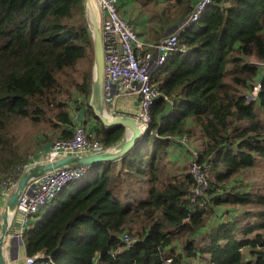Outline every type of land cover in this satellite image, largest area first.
Instances as JSON below:
<instances>
[{
    "label": "trees",
    "instance_id": "trees-1",
    "mask_svg": "<svg viewBox=\"0 0 264 264\" xmlns=\"http://www.w3.org/2000/svg\"><path fill=\"white\" fill-rule=\"evenodd\" d=\"M178 4L183 20L192 9ZM85 6L0 0V181L29 165L13 135L18 122L52 130L47 141L70 138L72 112H82L97 121L91 131L106 148L125 137L124 127H105L89 105L95 56ZM179 46L154 75L161 95L141 140L65 187L24 232L27 257L43 256L36 264H264V187L235 193V185L217 197L233 176L264 161V80L256 101H246L264 63V0L216 1L183 30ZM197 131L206 141L199 162L211 166L200 205L190 201L194 181L185 166L173 174L167 158L180 137L191 142ZM209 197L240 211L200 238L215 213ZM125 233L138 239L129 250ZM175 242L177 252L168 249Z\"/></svg>",
    "mask_w": 264,
    "mask_h": 264
},
{
    "label": "built area",
    "instance_id": "built-area-1",
    "mask_svg": "<svg viewBox=\"0 0 264 264\" xmlns=\"http://www.w3.org/2000/svg\"><path fill=\"white\" fill-rule=\"evenodd\" d=\"M101 15V29L104 47V105L110 117L121 116L118 101L132 97L138 103V110L132 115L141 131L145 133L152 121V108L160 97L153 78L175 52L182 51L179 37L190 25L199 22L207 8L218 0H201L192 8L183 29L171 33L157 43L143 41L133 29L132 24L120 14V0H96ZM260 79L254 90L246 94L248 104L256 101L264 80V63L259 65ZM120 98V99H119ZM119 99V100H118ZM94 132L84 126H76L70 138H56L52 141L43 161H54L68 155H86L105 152L106 147L96 139ZM179 142L190 146L186 136ZM192 159L185 164L186 173L192 176L194 186L191 203L200 205L206 199L210 189V164H201V151L190 146ZM190 157V158H191ZM29 166V165H28ZM18 166L0 181V201L9 200L21 175L28 168ZM90 167H63L42 177L33 179L27 185L10 216L9 232L23 238L28 225L54 206L56 199L65 187L84 179L90 173ZM127 250L138 242L131 233L122 237ZM43 256L27 258L25 264H36ZM171 264V260L167 261ZM44 264V263H43Z\"/></svg>",
    "mask_w": 264,
    "mask_h": 264
},
{
    "label": "crops",
    "instance_id": "crops-1",
    "mask_svg": "<svg viewBox=\"0 0 264 264\" xmlns=\"http://www.w3.org/2000/svg\"><path fill=\"white\" fill-rule=\"evenodd\" d=\"M182 1L188 2L192 9L201 0ZM178 5V0H120V12L122 16L133 24V28L140 33L141 37H139L143 41L156 43L169 34L177 32L179 29L183 28L188 16L183 20H179V17L176 15V8ZM118 110L121 116L132 117V115L138 110V103L136 99L132 97L122 98L118 101ZM72 116L74 117V120L77 121L78 126H84L89 131L98 124L97 121L88 118L82 112L79 116L77 112H72ZM43 130L45 129L39 130L32 137L27 136V134L20 136L18 131L16 133L18 134L17 138L20 146L23 150L28 151L30 157L29 164L41 162L38 159H43L50 149L52 140L47 141V137L50 136V134L47 132L44 133ZM70 131H73V128H71ZM197 133L199 135H197ZM197 133L196 137L193 138L194 140L190 142V146L199 149L202 152L206 141L200 136L199 131H197ZM31 138L32 140H30ZM190 146L188 145L186 147L179 141H176V144L171 147L167 156L171 173L177 174L184 169L186 162L191 157ZM248 174L249 171H244L241 174L233 176L230 179L229 184H227V187L233 188L235 185H239L238 189L234 191L235 193L240 191L249 192L253 190L254 187L252 188V186L257 183L254 181L252 183H247L245 181V176ZM223 194H225V192L220 190L217 193V197H224ZM209 200L210 197L208 202L213 207L215 213L213 214V217L209 218L207 226L199 236L200 238L204 237L213 229H216L219 225L227 222L232 218L235 212L240 211V207L215 205L214 201ZM3 202L4 200L0 201V221L1 216L4 214V209L2 207ZM36 222L37 221H33L28 226H31ZM9 234L10 241L5 243V248L10 255V260L8 258L7 260L9 261V264L12 261L14 264H23L27 258L26 249L23 245H16V243L20 241L16 233L12 231ZM178 246L179 245L175 242L169 246L168 249H174L177 252L179 250Z\"/></svg>",
    "mask_w": 264,
    "mask_h": 264
},
{
    "label": "water",
    "instance_id": "water-1",
    "mask_svg": "<svg viewBox=\"0 0 264 264\" xmlns=\"http://www.w3.org/2000/svg\"><path fill=\"white\" fill-rule=\"evenodd\" d=\"M85 0V7L89 13V20L92 23V37L94 41V70L92 93L89 105L97 120L107 128L124 127L125 137L121 142L99 154L72 155L49 162H40L29 166L18 180L13 193L11 194L3 221L0 225V264H9L4 248L9 234L10 217L15 211L18 201L24 193L27 185L33 179L42 177L56 169L63 167H92L94 165L111 162L124 157L142 138L143 134L135 118L129 116L110 117L104 105V47L101 31V15L96 0ZM93 7L95 9H93Z\"/></svg>",
    "mask_w": 264,
    "mask_h": 264
},
{
    "label": "rangeland",
    "instance_id": "rangeland-1",
    "mask_svg": "<svg viewBox=\"0 0 264 264\" xmlns=\"http://www.w3.org/2000/svg\"><path fill=\"white\" fill-rule=\"evenodd\" d=\"M86 12H87V11H86ZM88 15H89V13H87L88 24H89L91 30L93 31V26H92L91 21L89 20V16H88ZM129 22H130V21H129ZM130 23H131V22H130ZM131 24H132V23H131ZM132 26H133V24H132ZM137 32H138V31H137ZM138 33H139V32H138ZM139 35H140V33H139ZM140 37H141V35H140ZM77 95H78V94H77ZM41 129H42V126H34V125H32V124H28V122H25V121H23V122H18V123H16V124H14V126L12 127V130H14V133H15V134H13V135L15 136V139L17 140V142H18V138H17L18 134H16L17 131L19 132L20 136H23L24 134H27V136L32 137L35 133H37V132H38L39 130H41ZM46 132L49 133L51 136H53V131H52V130H47ZM197 135H199V134L197 133ZM54 139H56V138L54 137V138L51 139V140L53 141ZM30 140H32V138H31ZM110 148H111V147H108V148H106V149L108 150V149H110ZM102 153H103V152H102ZM98 154H99V153H98ZM68 156H72V155H68ZM64 157H67V156H64ZM64 157H61V158H64ZM61 158H58V159H61ZM58 159H56V160H58ZM38 160L41 161L42 159L39 158ZM43 162H49V161H43ZM261 164H263V165H261ZM260 165H261V168L257 169L258 167H260ZM82 167H85V166H82ZM255 169H256V170H255ZM87 179H88V176H86L84 179H82V180H80V181L75 182L74 185H69L68 189H69V188H73V186H78V185L82 184V183H83L84 181H86ZM245 181H246L247 183H252L253 181L257 183V184H254V185L252 186V188L254 187L253 190H254V189H258V188H262V187H264V161H263V160L258 159L257 164L255 165V168H254L253 170L249 171V174L245 176ZM228 189H229V187H227V185H225L224 189L221 190V191L226 193V192H228ZM7 203H8V200H5V201L2 203V207H3V209H4V212H5V209H6ZM2 221H3V215L1 216V221H0L1 224H2ZM9 222H10V221H9ZM1 224H0V225H1ZM9 230H10V229H9ZM9 235H10V234H8V237H7L5 243H7V241H10ZM8 238H9V239H8ZM18 239H19L20 241H18V242L16 243V245H17V246H19V245H23L24 248H25V243H23V242H24L23 238H18ZM4 252H6V253H5V256L7 255L6 258H8V259L10 260V255H9L8 250H7L6 248H4ZM26 257H27V255H26ZM27 258H29V257H27ZM27 258H26V259H27ZM25 261H26V260H25ZM8 262H9V261H8ZM10 264H14V262L12 261ZM23 264H25V262H24Z\"/></svg>",
    "mask_w": 264,
    "mask_h": 264
},
{
    "label": "clouds",
    "instance_id": "clouds-1",
    "mask_svg": "<svg viewBox=\"0 0 264 264\" xmlns=\"http://www.w3.org/2000/svg\"><path fill=\"white\" fill-rule=\"evenodd\" d=\"M120 14H121V12H120ZM123 17H124V16H123ZM124 18H125V17H124ZM101 24H102V23H101ZM101 28H102V27H101ZM133 29H134V28H133ZM181 29H183V28H181ZM134 30H135V29H134ZM179 30H180V29H179ZM179 30H178V31H179ZM101 31H102V29H101ZM135 31H136V30H135ZM136 32H137V31H136ZM182 32H183V31H182ZM137 33H138V32H137ZM138 35H139V33H138ZM139 36H140V35H139ZM162 39H163V38H162ZM162 39H161V40H162ZM161 40H159V41H161ZM159 41H158V42H159ZM156 43H157V42H156ZM260 75H261V73H260ZM259 79H260V78H259ZM77 126H78V125H77ZM139 128H140V127H139ZM142 133H143V132H142ZM144 134H145V133H144ZM38 163H40V162H38ZM32 164H36V163H32ZM32 164H29V166H31ZM29 166H28V167H29ZM90 168H91V167H90ZM72 185H74V184H72ZM68 187H69V186H68ZM56 200H57V199H56ZM54 205H55V204H54ZM47 211H48V210H47ZM33 221H38V219H34ZM33 221H32V222H33ZM28 227H30V226H28ZM28 227H27V228H28ZM9 233H10V232H9Z\"/></svg>",
    "mask_w": 264,
    "mask_h": 264
},
{
    "label": "bare ground",
    "instance_id": "bare-ground-1",
    "mask_svg": "<svg viewBox=\"0 0 264 264\" xmlns=\"http://www.w3.org/2000/svg\"><path fill=\"white\" fill-rule=\"evenodd\" d=\"M90 3L93 4V3H92V0H90ZM93 9H95V8L93 7ZM9 217H10V216H9Z\"/></svg>",
    "mask_w": 264,
    "mask_h": 264
}]
</instances>
